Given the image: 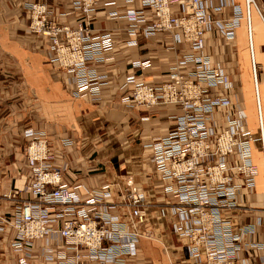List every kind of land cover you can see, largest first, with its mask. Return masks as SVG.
I'll return each instance as SVG.
<instances>
[{"label":"built area","instance_id":"obj_1","mask_svg":"<svg viewBox=\"0 0 264 264\" xmlns=\"http://www.w3.org/2000/svg\"><path fill=\"white\" fill-rule=\"evenodd\" d=\"M117 2L74 0L70 10L85 15L75 25L50 18L47 0L26 3L29 28L50 36L55 50L51 61L72 73L76 95H99L107 81V75L91 63L110 57L114 37L110 30H94L90 19L101 5L116 6ZM175 5L182 9L181 16L172 11ZM227 5L235 18H217ZM243 12L234 0H142L141 8L108 11L110 18H128L130 43L138 42L139 35L177 29L175 39L193 48L169 66L168 78L162 82L151 84L129 73L126 84L131 83L132 90L122 98L132 106L170 103L181 108L173 115L175 127L147 146L152 149L156 175L166 181L165 191L177 200L170 220L177 232L189 238L193 264H251V260L264 264V240L254 239L264 228L263 216L234 221L239 210L253 208L244 194L253 193L257 184L259 168L253 153L255 141L261 139L264 145V130L254 135L243 103L231 95L235 84L230 75L204 51L207 30L218 25L232 38ZM151 64L150 59L134 62L141 68ZM253 69L256 76L255 62ZM23 134L31 170L26 190L33 196L21 199L13 191L5 192L14 199V208L11 214L0 213V229L13 228L10 247L22 252L21 264H126L137 254L141 238L154 237L148 227L146 191L131 178L124 177L125 185L119 189L109 181L98 187L70 181L65 177L68 162L54 163L48 132L28 127ZM37 238L45 241L39 250L34 249ZM164 264L176 262L170 257Z\"/></svg>","mask_w":264,"mask_h":264},{"label":"crops","instance_id":"obj_2","mask_svg":"<svg viewBox=\"0 0 264 264\" xmlns=\"http://www.w3.org/2000/svg\"><path fill=\"white\" fill-rule=\"evenodd\" d=\"M28 1L36 0H0V213L11 214L14 208V199L6 197L5 192L13 191L21 199L33 196L26 190L31 170L23 131L28 127L44 129L55 154L54 163L69 164L65 174L68 180L92 187L109 181L119 189L125 185L124 177H129L146 191L151 215L148 227L163 243L141 238L137 254L130 256L126 264H164L170 257L176 264H193L194 258L187 247L189 238L177 232L170 220L171 206L177 200L165 191V180L158 175L153 178L156 171L151 160L152 149L147 146L175 127L173 115L181 112V108L167 103L132 106L122 99L132 90V84H126L129 73L151 84L162 82L168 78L169 66L181 54L191 51V45L183 40L175 41L170 31L147 37L139 35L138 42L130 43L133 36L127 30L128 18H110L108 11L141 8L142 0H117L116 6L101 5L91 16V26L96 31L110 30L115 45L109 58L91 64L107 75V81L99 95L88 92L76 95L72 73L51 61L55 54L51 38L29 28ZM47 1L53 20L75 25L85 17L78 9L70 10L74 0ZM234 1L245 10L246 0ZM262 2L259 6L264 14ZM68 10L71 12L64 13ZM173 11L182 12L180 6H174ZM232 11L230 5L224 6L216 16L226 18ZM259 11L253 7L252 22L244 19L232 38L227 39L217 28L206 34V50L231 75L236 86L234 92L245 112L256 117L253 131L256 136H260V125L264 128V20ZM146 59L151 60L150 66L134 65L135 61ZM254 62L258 66V89ZM63 139H71L73 143L64 144ZM253 157L260 172L253 193L244 194L253 208L239 210L235 222L252 220L264 208L257 196L260 182L264 184L261 139L255 141ZM12 238V227L0 229V264H21L22 252L11 249ZM44 243L42 239L35 240L34 249L39 250ZM251 264H255L254 260Z\"/></svg>","mask_w":264,"mask_h":264},{"label":"bare ground","instance_id":"obj_3","mask_svg":"<svg viewBox=\"0 0 264 264\" xmlns=\"http://www.w3.org/2000/svg\"><path fill=\"white\" fill-rule=\"evenodd\" d=\"M249 0H246V8H245V10H244V12H243V18L241 19V23H240V25L242 24V21L244 20V19H246L247 20V22H252V9H253V7H255L259 12H260V14H262L261 16H262V19L264 20V14L262 13V10H261V8H260V6H259V3H258V0H250V2H248ZM213 2V1H212ZM217 2H219V0H217L216 2H214V3H217ZM175 6H178V5H175ZM227 6H229V5H227ZM231 6V5H230ZM174 7V6H173ZM173 7H172V11H173ZM232 7V6H231ZM182 10V9H181ZM174 12V11H173ZM183 12V11H182ZM182 12L180 13V14H176L175 12V14L176 15H180L181 16V14H182ZM217 13H219V12H217ZM217 15V14H216ZM217 18H222V19H226V21H228V20H232V19H234L235 18V13H234V10L232 11V15L231 16H229V17H226V18H224V17H217ZM239 25V26H240ZM214 28H217V29H219V30H221L222 31V29L217 25V26H214L213 28H211V29H209V30H212V29H214ZM237 28V27H236ZM236 28H235V31H236ZM252 29V28H251ZM209 30H207V32L209 31ZM178 30L177 29H175V30H172V31H170V32H172L173 33V37H174V39H175V33L177 32ZM207 32L205 33V48H204V51L206 52V53H209L207 50H206V34H207ZM40 33V32H39ZM222 33H223V31H222ZM45 34V33H44ZM252 34V30L250 31V35ZM48 35V34H47ZM223 35H224V33H223ZM49 36V35H48ZM225 36V35H224ZM50 37V36H49ZM114 37V36H113ZM226 37V36H225ZM227 38V37H226ZM227 39H229V38H227ZM251 39H252V35H251ZM52 41V40H51ZM114 41H115V39H114ZM175 41H177L176 39H175ZM181 41V40H180ZM183 41H185V40H183ZM186 42V41H185ZM187 43H189V42H187ZM190 44V43H189ZM251 44H253L252 42H251ZM115 45V44H114ZM191 45V44H190ZM191 48H192V46H191ZM54 49V48H53ZM191 51H193V48H192V50ZM191 51H186V52H191ZM54 52H55V50H54ZM186 52H184V53H186ZM183 53V54H184ZM183 54H181L179 57H181ZM210 55H211V58H212V62H213V64H217V65H221V66H223L221 63H218V62H215L214 61V59H213V55L211 54V53H209ZM55 55V54H54ZM178 57V58H179ZM178 58H177V60H178ZM176 60V61H177ZM175 61V62H176ZM174 64V63H173ZM172 65V64H171ZM170 65V66H171ZM223 68L226 70V68H225V66H223ZM227 71V70H226ZM227 73L229 74V72L227 71ZM230 75V74H229ZM253 75H254V77H255V85H256V89H258V85H259V83H258V80H257V74H256V76H255V74H254V69H253ZM230 78H231V75H230ZM233 81V80H232ZM155 84V83H154ZM235 84V83H234ZM235 88H236V86H234V88L232 89V91H231V95H232V97L234 98V99H236V98H238V96H237V93L236 92H234L235 91ZM259 101H260V98H259V93H258V96H257V102H258V105H259ZM167 104H170V103H167ZM245 110V109H244ZM260 112H261V108H260ZM262 114V113H261ZM259 117H260V113H259ZM262 129L264 130V128H263V125H260V135H261V133H262ZM253 132V131H252ZM255 135V134H254ZM256 136V135H255ZM261 144H262V150H263V153H264V145H263V143H262V140H261ZM26 160H27V158H26ZM54 160H55V156H54ZM28 164V163H27ZM30 182H31V178H30ZM29 182V183H30ZM28 183V184H29ZM113 185V184H112ZM260 212H259V214H257V216L253 219V220H257V218L259 217V216H263V218H264V208L262 207V208H260V210H259ZM149 216H151L150 215V213H149ZM151 219V218H150ZM153 232V231H152ZM155 236V235H154ZM254 239H256V240H264V228H263V230H262V232H259L258 234H256L255 236H254ZM36 240H41V238H37ZM43 245V244H42ZM41 245V246H42ZM261 251H264V250H261Z\"/></svg>","mask_w":264,"mask_h":264},{"label":"rangeland","instance_id":"obj_4","mask_svg":"<svg viewBox=\"0 0 264 264\" xmlns=\"http://www.w3.org/2000/svg\"><path fill=\"white\" fill-rule=\"evenodd\" d=\"M258 3H263V2H262V0H258ZM246 114H248V113H246ZM247 116H248L249 124H250L249 127L251 128L252 131H255V129H256V117L253 115V113L252 114L250 113ZM256 155H257V157H259V153L258 152L256 153ZM258 168H259V165H258ZM259 172H260V168H259ZM152 176H153V178H157L156 177V173H154ZM261 179H262V174L260 175V181H261ZM257 196H258V201L259 202H263L261 204H264V184L262 182H260V184H259V186L257 188ZM155 239L161 241L160 238L157 237L156 235L153 238H150V240H155ZM175 242L177 243L176 239H175Z\"/></svg>","mask_w":264,"mask_h":264}]
</instances>
